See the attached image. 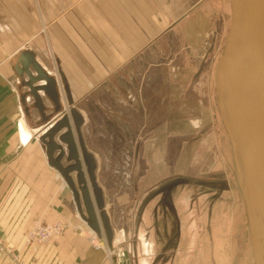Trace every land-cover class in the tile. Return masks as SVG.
Returning <instances> with one entry per match:
<instances>
[{"label": "crops", "instance_id": "0c3cea01", "mask_svg": "<svg viewBox=\"0 0 264 264\" xmlns=\"http://www.w3.org/2000/svg\"><path fill=\"white\" fill-rule=\"evenodd\" d=\"M224 5L229 8V1L0 0V241L5 248L0 250V264H210L205 244L190 247L189 212L176 210L163 196L168 190L165 178L151 181L133 197L118 196L117 213L106 212L111 246L115 235L122 234L110 261L105 250L88 242L94 231L81 220L87 213L76 172H69L75 198L49 161L41 135L47 124L68 112L66 106L75 108L84 123L78 102L108 76L136 58L156 54L159 38L175 30L188 37L196 27H208ZM33 61L54 79L51 92L57 93L59 110L43 90L37 91L43 113L37 108L25 83L28 74L36 75ZM43 84V79L33 82ZM69 121L72 127L70 117ZM64 130L55 134L54 141L67 152L58 140ZM218 138L225 141L222 158H230L227 138L220 134ZM149 139L150 135L144 138V148L147 143L152 146ZM65 156L63 165L70 163ZM233 192L236 203V178ZM107 205L104 197L105 209ZM35 220L59 222L64 229L46 243L26 242ZM96 223L101 227L98 217ZM248 262L253 264L246 259L239 264Z\"/></svg>", "mask_w": 264, "mask_h": 264}, {"label": "rangeland", "instance_id": "374dc122", "mask_svg": "<svg viewBox=\"0 0 264 264\" xmlns=\"http://www.w3.org/2000/svg\"><path fill=\"white\" fill-rule=\"evenodd\" d=\"M229 18L230 6L224 5L208 27H196L188 37L175 30L159 38L156 54L132 60L76 107L84 118L81 136L95 159V179L107 213H117L118 196L133 197L151 181L165 178L163 196L176 210L190 214V247L205 244L210 264L245 259L254 264L237 179L236 203L233 198L231 146L230 158H222L225 141L218 138L220 134L229 142L214 90ZM149 135L153 144L144 148ZM92 235L88 242L93 246ZM114 240L120 242L122 234ZM93 242L104 246V234ZM115 244L111 250L106 246L112 251L109 259Z\"/></svg>", "mask_w": 264, "mask_h": 264}, {"label": "water", "instance_id": "95a60500", "mask_svg": "<svg viewBox=\"0 0 264 264\" xmlns=\"http://www.w3.org/2000/svg\"><path fill=\"white\" fill-rule=\"evenodd\" d=\"M229 6V23L214 75L216 105L231 145L254 264H264V0H229ZM31 66L36 75L28 74L25 83L37 108L43 113L44 106L37 94L38 90H43L52 97L55 109L59 110L60 106L54 99L57 93L51 92L54 79L47 76L37 62H31ZM40 79L45 84L33 86V82ZM64 88L70 102L65 84ZM81 123L80 113L69 108L59 119L46 125L41 139L49 161L71 186L75 198L76 191L69 172H76L87 213L81 218L99 234L98 217L106 244L111 248L112 228L104 208L102 189L95 179V159L81 138ZM62 128L65 130L58 140L66 145L67 152L54 141L55 134ZM55 150L58 152L53 156ZM65 153L70 161L67 165L61 163Z\"/></svg>", "mask_w": 264, "mask_h": 264}, {"label": "built area", "instance_id": "2783aa9c", "mask_svg": "<svg viewBox=\"0 0 264 264\" xmlns=\"http://www.w3.org/2000/svg\"><path fill=\"white\" fill-rule=\"evenodd\" d=\"M84 223L85 221L83 219H81ZM64 229L63 224L59 223V222H55V223H43L40 222L39 220H35L33 222V225L29 231V233L26 236L25 241L26 242H36L39 244L42 243H46L48 242L51 238H53L54 236L60 234ZM104 234L102 228L100 227V232L99 234H96L94 232V234L91 236V242L94 244L93 246L96 248H101L103 250L106 251V254L108 256L111 255V252H108L106 250V240H105V245L101 246V245H97L93 242L94 238H98L100 239L102 237V235ZM105 238V235H104ZM108 247V246H107ZM109 248V247H108ZM5 248L3 247L1 241H0V250H4ZM111 250V248H109Z\"/></svg>", "mask_w": 264, "mask_h": 264}, {"label": "bare ground", "instance_id": "6f19581e", "mask_svg": "<svg viewBox=\"0 0 264 264\" xmlns=\"http://www.w3.org/2000/svg\"><path fill=\"white\" fill-rule=\"evenodd\" d=\"M217 111H218V109H217ZM225 129V128H224ZM226 131V130H225ZM227 134V133H226ZM228 136V135H227ZM229 139V138H228ZM229 143H230V141H229ZM231 146V145H230ZM233 156V155H232ZM234 162V161H233Z\"/></svg>", "mask_w": 264, "mask_h": 264}]
</instances>
